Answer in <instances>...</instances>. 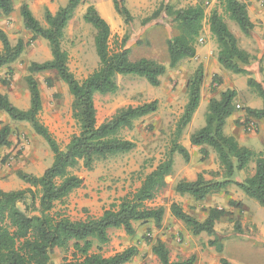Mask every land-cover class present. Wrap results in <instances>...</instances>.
Masks as SVG:
<instances>
[{
    "label": "trees",
    "instance_id": "16d2710c",
    "mask_svg": "<svg viewBox=\"0 0 264 264\" xmlns=\"http://www.w3.org/2000/svg\"><path fill=\"white\" fill-rule=\"evenodd\" d=\"M195 1V0H190ZM223 13L214 9L209 17L201 4L177 8L163 5L164 11L175 23L177 34L167 40L169 68L175 69L187 60L195 59L199 39L203 37L205 22L208 21L210 33L217 44L218 63L225 71L248 77L247 86L262 99L261 109L247 108L246 113L255 120H264V88L252 77L249 66L254 57L242 49L236 35L230 30L228 21L234 22L241 32L248 36L254 29L248 4L241 0H219ZM85 0H68L65 7L55 14L47 10L46 25L33 14L28 3H23L20 14L25 28L33 39L42 38L48 42L51 60L43 63L33 62L29 67L27 84L30 92V107L21 110L6 94L0 93V111L5 112L15 122L28 123L36 135L41 136L54 154V160L41 177L19 171L18 177L30 185L25 190L5 192L0 190V264H52L55 249L72 251V259L62 264H128L138 256L139 250L132 246L111 257L101 254V246L110 242L111 230H123L127 235L136 233L135 223L154 222L160 226L165 216L164 207H151L150 202L167 189L166 179L174 174L175 155L180 154L186 162L190 154L179 142L194 114L199 108L201 92L205 80L203 66H200L187 83V103L177 123L172 147L164 159L146 175L141 186L132 195L122 198L120 203L106 209L102 216L76 221L69 218L58 206L84 185V179L74 174L81 166L92 171L95 164L110 156L126 154L136 148L133 141L120 137L124 129H132L135 122L153 115L159 110L157 100L120 109L112 118L99 125L95 98L97 95L114 94L119 89L118 78L138 76L146 79L153 87L161 85V79L168 67L156 60L141 58L132 60L131 50L125 39L121 46L110 47L112 30L94 5L84 14V21L95 30L94 46L99 58V66L84 80H78L69 68V53L64 48L65 32L77 9ZM114 8L126 24L134 17L126 6V0H112ZM14 12L13 0H0V17H8ZM158 12V13H159ZM152 21L148 18L144 25ZM2 51L0 69L9 68L23 55L26 46L23 40L13 45L5 32L0 30ZM55 72L58 78L68 85L73 98L72 117L78 126V133L71 137L69 144L62 149L50 130L41 122L43 109L41 90L36 74ZM234 90L223 91L219 98L213 97L205 115V126L191 135V144L208 147L215 155L220 170L210 172L214 177L207 180L199 174L196 180H180L174 186L179 196H190L196 201L220 193L230 186L238 187L247 197L257 201L264 208V152L253 150L241 144L236 137L225 131L227 121L238 111ZM13 129L6 125L0 130V150L12 146L10 140ZM204 158L208 150H202ZM254 164V174L239 182L238 173L247 171ZM217 178H220L217 179ZM21 205H26L22 209ZM225 211L210 209L204 221L187 213L179 204L173 203L171 214L181 221L193 236L217 234L216 224ZM100 251L93 252L94 247ZM219 253L223 245L217 240L210 242ZM152 252L159 264H195L196 257L172 261L170 251L164 242L158 241ZM221 264H231L226 258Z\"/></svg>",
    "mask_w": 264,
    "mask_h": 264
},
{
    "label": "rangeland",
    "instance_id": "374dc122",
    "mask_svg": "<svg viewBox=\"0 0 264 264\" xmlns=\"http://www.w3.org/2000/svg\"><path fill=\"white\" fill-rule=\"evenodd\" d=\"M241 1L248 4L250 18L264 37V0ZM13 2L14 12L8 17H0V30L6 33L13 45L19 40H23L28 45L17 62L8 70L5 68L2 70L0 92H6L16 107L27 110L30 107V92L27 84L29 67L33 62L43 63L51 60L52 54L46 40L33 39L32 34L25 28L20 14L21 6L23 3H28L34 16L46 25V11L55 14L67 5L68 0H13ZM167 4L177 8L201 4L205 7L208 17L214 9L223 13L219 0H126V6L134 17L130 24H126L117 14L112 0H85L66 29L64 48L69 53V68L78 80H84L99 66V58L94 46L95 30L84 21V14L90 5H94L110 24L112 30L110 47L113 50L118 49L127 39V48L131 50L132 60L148 58L168 67L159 87L151 86L142 77L126 76L118 78L119 89L116 93L97 95L95 105L99 125L112 118L122 108L136 107L155 100L159 102V107L167 108L166 105L171 104L173 109L170 116L153 114L135 122L132 129L121 131L120 137L133 141L136 148L130 153L110 156L95 164L92 170L95 173L94 196L88 194L84 197L94 202L93 207L71 208L68 199L58 206L72 220L84 221L97 218L106 209L113 205L117 206L122 198L135 193L146 175L164 159L172 147L177 123L182 116L180 112L184 110L188 100V80L201 65L192 59L183 62L175 69L169 68L166 43L177 34V29L171 17L164 11L159 12L161 7ZM148 18H152V21L144 25V21ZM227 21L230 30L240 36L239 45L243 49L246 44L244 34L234 22L229 19ZM208 27L206 21L204 42L199 43V48L204 44L215 43L213 38L211 40L212 35L206 34ZM0 44L2 45L1 41ZM216 47L215 43L214 48ZM215 52L218 53L216 49ZM254 55L249 71L264 88V58L258 64ZM35 77L39 83L43 103L40 120L50 130L61 148L65 149L71 137L78 133V126L72 117L73 98L68 85L62 82L55 72L40 73ZM247 79L246 76L235 75L223 69L221 73H214L209 88L215 98H219L226 90L237 92L235 104L239 105L241 110L235 113L236 119L228 131L230 133L227 134L236 137L241 144L253 150L264 152V120H255L246 113L247 108L261 109L263 101L248 88ZM205 111L203 106L196 120L184 131L180 143L186 132H196L205 126ZM11 121L13 135L10 139L15 149L8 154L5 161L10 158V162L14 165L26 161L47 165L51 158L54 160V154L46 141L36 135L28 123ZM177 157L182 173L187 177L196 179L199 174H204L207 180H211L214 177L210 172L220 170L214 153L207 159H202V162L207 160L204 166L200 165L201 161L197 159L186 162L180 154L175 155V162ZM254 169L255 165H250L247 171L237 174L236 180L241 182L252 176ZM86 172L90 171L82 166L74 170V174L78 176ZM173 203L179 204L187 213L200 221L208 217L210 209L225 211V215L216 224V236L210 237L207 234L193 236L181 221L172 216ZM149 205L164 207L165 216L161 225L156 226L154 222L135 223L134 236H129L122 230L112 231L110 242L101 246L103 256L111 257L135 246L139 250L138 256L128 264H159L152 247L158 241H162L169 249L172 261L187 260L195 256V264H221L222 258L228 259L231 264H264V208L257 201L247 197L238 187L232 185L204 201H196L190 196H179L168 187ZM21 208L26 209V205H21ZM215 239L223 245L222 253L210 246V242ZM93 252H100L97 246L94 247ZM66 259H72V251L66 253L57 249L53 252L52 264H62Z\"/></svg>",
    "mask_w": 264,
    "mask_h": 264
},
{
    "label": "crops",
    "instance_id": "0c3cea01",
    "mask_svg": "<svg viewBox=\"0 0 264 264\" xmlns=\"http://www.w3.org/2000/svg\"><path fill=\"white\" fill-rule=\"evenodd\" d=\"M252 22H254V21L252 20ZM1 23H3V22H1ZM254 24H255V22H254ZM206 32H207L206 33L207 35L211 34L210 28ZM235 35L239 40L240 36H238V34H235ZM210 36H209V39H210ZM244 38L246 39V44H245V46H243V49L248 51L252 55L255 54L254 56L257 57V63L259 64L260 61L264 58V37L261 36L260 30L257 29L255 26L254 30L248 36L244 35ZM211 40H212V37H211ZM213 45L215 46V43ZM213 45L210 43L207 45L204 44L203 47H201V48L198 47V49H197V56H196L195 60L198 62L199 65L203 66L204 72H205V80H204V85L202 87L201 101H200L199 108L196 111V113L194 114L192 122L188 126H190L196 120L197 116H199V110H201V108L203 106L206 110L205 114H204V117H205V115L208 111L209 102L214 97L213 92L212 91L210 92V88H209L211 79H212L214 73H216V74L221 73L223 70L222 67L220 66V64L218 63L217 52H215V49H216V51H218L217 47L214 48ZM1 51H2V45L0 44V52ZM255 51H258V53H255ZM251 66L252 65L249 66L250 69H251ZM3 69H0V75L3 74V71H2ZM5 69L8 70V68H5ZM0 93L6 94V92H4V91H2ZM170 101H172V98H170ZM169 104H170V102H169ZM166 106H167V108L164 106H160L157 113H159L160 115L163 114L166 116L167 115L170 116L173 113V109H171V104L166 105ZM157 113H155V114H157ZM181 113H183V110H181L180 114ZM236 115L237 114H235L230 119H228L226 129H225L226 133H230L228 131H229V129L232 128V125L236 119ZM11 122H12L11 118L5 112L0 111V130L2 127L6 126V125H10ZM193 133H195V132H190V133L186 132V134L184 135V139L181 141V145L184 148H186L187 151L189 152L190 160L193 161V159L194 160L197 159L198 161H201L200 165L203 164V166H204V164L205 165L207 164V160L202 162V159H205L202 150L203 149L208 150L210 156H212L213 153L208 147L193 146L191 144V140H190L191 135ZM11 142H12V140H11ZM14 149L15 148L13 146H10L8 148H3L2 150H0V190H3L5 192L13 191V190H25V189L31 188L30 185L26 184L25 182H23L18 177V174H17L18 171L23 170V172H25V173L32 174V175L37 176V177H41L44 174L45 170L48 167H50L53 163V160L51 158L49 161L50 163H48L47 165L36 164L35 162H29V161H26L25 163H19L17 165H14L13 162H10V160H9L10 158H8L5 161V158H7L8 154H10ZM179 163H180V161L177 157L176 162H175V167H174V174L172 176H169L166 179V181L168 183V187H170L173 190V192H174V186L178 181L183 180V179H186L188 181L196 180L194 177L193 178L187 177L186 174H183L181 166L179 165ZM16 166H18V167H16ZM24 166H26V167H24ZM94 175H95V173L93 171L86 172L85 174L79 175L81 178L84 179V185L80 189L75 190L69 196L68 202L71 204V208L80 209V208H83L84 206H90L91 208L93 207L94 202L92 200H90V198L84 199V197H86L85 195H88V194H90L91 196H94V192H93V188L95 187L94 186ZM100 216H102V214ZM112 231H114V230H111L110 234ZM55 250H57V249H55Z\"/></svg>",
    "mask_w": 264,
    "mask_h": 264
},
{
    "label": "built area",
    "instance_id": "2783aa9c",
    "mask_svg": "<svg viewBox=\"0 0 264 264\" xmlns=\"http://www.w3.org/2000/svg\"><path fill=\"white\" fill-rule=\"evenodd\" d=\"M203 42H204V39H203V37H201V38L199 39V43H200V44H203ZM237 109H238V110H241V107H240L239 105H237Z\"/></svg>",
    "mask_w": 264,
    "mask_h": 264
}]
</instances>
